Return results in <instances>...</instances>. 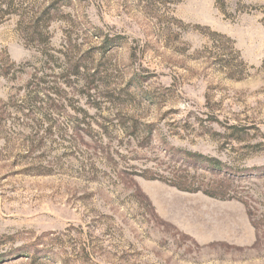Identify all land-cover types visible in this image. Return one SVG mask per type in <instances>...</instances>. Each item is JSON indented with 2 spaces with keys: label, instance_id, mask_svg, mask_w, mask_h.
<instances>
[{
  "label": "rangeland",
  "instance_id": "rangeland-1",
  "mask_svg": "<svg viewBox=\"0 0 264 264\" xmlns=\"http://www.w3.org/2000/svg\"><path fill=\"white\" fill-rule=\"evenodd\" d=\"M0 264H264V0H0Z\"/></svg>",
  "mask_w": 264,
  "mask_h": 264
},
{
  "label": "trees",
  "instance_id": "trees-1",
  "mask_svg": "<svg viewBox=\"0 0 264 264\" xmlns=\"http://www.w3.org/2000/svg\"><path fill=\"white\" fill-rule=\"evenodd\" d=\"M11 13L12 11H9V10H6L5 13ZM195 156L199 157V158H202L203 160L211 163V164H214V165H220V161H217L213 158H210V157H206L204 155H201V154H196ZM174 186H176L177 188L181 189V190H184V191H190V192H196V191H200V190H203V192H205V194L209 195V196H212V197H217V198H222V196L218 195V194H215V193H212L210 191H206L200 187H192L191 185H182V184H179V183H173Z\"/></svg>",
  "mask_w": 264,
  "mask_h": 264
}]
</instances>
